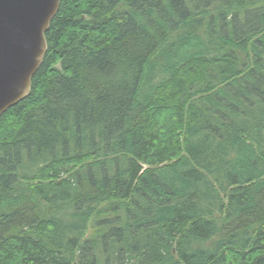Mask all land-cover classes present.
Masks as SVG:
<instances>
[{
  "label": "trees",
  "instance_id": "obj_1",
  "mask_svg": "<svg viewBox=\"0 0 264 264\" xmlns=\"http://www.w3.org/2000/svg\"><path fill=\"white\" fill-rule=\"evenodd\" d=\"M46 39L0 264H264V0H61Z\"/></svg>",
  "mask_w": 264,
  "mask_h": 264
},
{
  "label": "water",
  "instance_id": "obj_2",
  "mask_svg": "<svg viewBox=\"0 0 264 264\" xmlns=\"http://www.w3.org/2000/svg\"><path fill=\"white\" fill-rule=\"evenodd\" d=\"M61 0H0V118L29 96Z\"/></svg>",
  "mask_w": 264,
  "mask_h": 264
},
{
  "label": "bare ground",
  "instance_id": "obj_3",
  "mask_svg": "<svg viewBox=\"0 0 264 264\" xmlns=\"http://www.w3.org/2000/svg\"><path fill=\"white\" fill-rule=\"evenodd\" d=\"M241 39V38H240ZM246 152V151H245Z\"/></svg>",
  "mask_w": 264,
  "mask_h": 264
}]
</instances>
